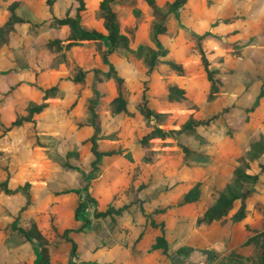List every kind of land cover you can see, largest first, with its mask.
<instances>
[{
	"label": "rangeland",
	"instance_id": "1",
	"mask_svg": "<svg viewBox=\"0 0 264 264\" xmlns=\"http://www.w3.org/2000/svg\"><path fill=\"white\" fill-rule=\"evenodd\" d=\"M9 1L0 0V23ZM98 1H86L89 7L84 14L86 22L96 23ZM54 3H59L65 9H71L75 4L74 0H54L53 6ZM115 5L122 11L120 30L126 35L128 46L134 48L138 43L150 44L147 37L148 8L144 2L115 0ZM16 12L30 22L44 23L36 29L19 25L17 31L21 37L10 38L8 46L0 40V78H8V74L14 71L12 68L20 71L30 61L34 71L42 77L40 85L35 79L33 82L47 87L57 81V89L43 99L48 102L44 110L32 115V120H25L19 127L9 131H4L3 126L15 116L25 115L27 100L35 103L41 101L42 92L36 91L34 95L27 96L28 86L16 89L10 87L0 92V104L8 106L7 116L0 110V179L7 177L10 186L28 181L32 200V204L26 206L15 221L30 236L26 240L22 232L6 226L23 202L22 196L0 194V264H19V260L31 264L33 247L50 264L56 261L65 263L64 252L69 243H62L63 239L54 235L49 226V215L53 213V223L58 232L64 227L74 228L78 224L72 210L83 197L84 191H62L82 188L90 169V143L87 137L91 128L87 124L86 106L89 69L103 66L92 42L72 46L63 53L55 51L52 44L51 50L46 51V38H60L63 30L47 19L44 0H23ZM233 14L240 16L235 22L229 25L220 22V19ZM165 27L161 40L168 46L167 55L175 56L185 67V73L174 75L165 72L163 63L158 62L146 74L147 64L123 48H118L109 56L124 78L122 96L128 100V110H133V104L145 85L148 106L160 114L146 120L136 111L131 115L117 112L118 103L114 98L112 83L107 81V95L96 107L100 121L98 147L119 146L122 150L118 154L101 157L97 176L88 180L87 189L96 198L99 208L109 202L113 193L117 194L113 201L116 206L137 199L129 206L135 220L141 217L138 204H143L144 214L157 207H164L172 214H181L179 218L171 217L165 231L167 241L173 247L182 242L192 243L194 233L201 235L203 231L197 230V225L201 224L198 209L208 204L217 189L229 179L236 159L244 153L248 141L260 134L264 136V83L263 94L254 100L261 83L262 68L264 70V0L189 1L178 8L175 14L168 15ZM207 31L208 34L204 35ZM192 34L202 35L199 40L206 52L214 50L208 54L209 68L216 70L215 75L222 83L212 97L206 96L208 81L203 70L199 68L192 71L190 68L192 64L198 63ZM224 42H233L236 45L234 48L241 52L239 57H229L235 49H224ZM224 52L223 63L219 54L223 56ZM41 67L43 70L39 71ZM76 67L88 73L75 84L62 83L60 79L64 75H72ZM167 93L173 94L171 101L165 99ZM251 105L252 109L245 110ZM189 116L194 120L210 119L205 124L163 139L150 138L148 145L152 150V158L147 162L142 160L138 140L150 130L148 122L155 123L163 130L175 129ZM179 144L209 157L200 158L190 154L184 163ZM262 161L264 153L256 161L250 162V171H257ZM66 163L72 167H67ZM195 181H199V193L195 203L186 208L182 195ZM259 181L260 184H257L260 186L257 185V188H263L262 191L251 195L248 200H258L264 204V169L259 172ZM237 204L219 225L209 227L210 232H214L212 241L205 247L210 251V256L200 253L201 261L196 264H238L239 261L246 264L252 260L254 243L241 248L238 244L247 235L264 228V214L251 211L248 204L244 217L232 222L229 216ZM91 209L90 205L87 206L82 214L91 217ZM98 224H94V232ZM100 225L103 226L104 222ZM69 234L74 238L80 236L78 232ZM187 251V245L173 249L169 264H191L179 261L176 256Z\"/></svg>",
	"mask_w": 264,
	"mask_h": 264
},
{
	"label": "trees",
	"instance_id": "2",
	"mask_svg": "<svg viewBox=\"0 0 264 264\" xmlns=\"http://www.w3.org/2000/svg\"><path fill=\"white\" fill-rule=\"evenodd\" d=\"M23 0H10L4 8L3 19L0 23V40L2 43L9 45V39L13 37H21L17 31L19 25H29L33 29H36L40 24L44 22H30L28 18L20 16L16 10L22 4ZM26 1V0H25ZM32 1V0H29ZM87 0H74V5L72 8H66L64 13L60 16H56L53 13V2L54 0H44L45 5L47 6V19L52 21L55 27L63 28V35L59 37H50L46 38L44 42V47L46 51L51 50L52 44H54L55 51H61L63 53L65 50L71 48L72 46H78L83 43L92 42L97 48L98 60L101 63V66L90 67V77L88 80V95H87V111H88V122L87 124L91 128V133L87 137L89 140V151L91 157L89 159V170L85 175V182L82 188H68L64 189L62 192H79L80 189L84 191V195L79 199L72 210V215L77 221V226L74 228L64 227L60 232H58L56 225L53 223V218L51 213L49 215V226L53 231L54 235L61 237L63 240L69 243L67 248L66 262L56 261L54 264H79L83 262H91L93 264H99L94 260H74L76 255V241L70 236L69 232L80 233L83 231V228L89 224V219L82 214L87 206H91V218L94 219L95 224L99 223L97 227L105 230L100 224L105 222V226H109V231L115 235L120 231H128L126 227H129L128 224H132V227L129 232L134 233L133 242L138 240L141 234L145 231V226L151 227L157 233L149 240L146 250L157 249L163 255L167 254L168 244L164 237V226L165 222L163 219H157L158 214H168L169 211H166L164 207L152 208V210L147 214H144L143 204H138L140 212V223H136L138 218L135 220L134 217L130 214L131 208L129 206L132 203L136 202L137 199H133L127 203H122L120 205H114L113 201L117 198V194L113 193L109 202L98 207V202L95 197L90 194V191L87 189L88 180L97 176L98 172V162L102 156H112L121 152V148H100L98 147V138L100 132V121L96 111V107L101 103L107 95V81H111L114 98L117 100V112H124L128 115H131L136 111L144 119L148 120L150 117H156L160 113L153 112L152 109L148 106L145 89L146 86L143 85L139 92V98L133 104V110L129 111L127 108L128 100L122 96V86L124 78L118 73L113 62L110 60V55L113 54L118 48H123L127 52H130L134 55L136 59H141L147 64L145 73L148 74L151 70L155 68V65L158 62L163 63L165 67V72H171L174 75H183L185 73V67L177 60L175 56H168V46L161 40V36L165 33L166 27L165 22L169 14H175L178 8L184 6L189 1L194 0H142L146 7L148 8L149 21L147 25V37L150 44L138 43L134 48H130L127 44L126 35L120 30V17L122 11L116 7L115 0H99L97 2L96 8V23H88L85 21L84 14L87 12L89 7L87 6ZM137 12V10H135ZM140 15V10H138ZM239 15L233 14L231 16L224 17L220 19V22L229 25L230 23L235 22L239 19ZM31 31V30H30ZM205 34H208V31ZM194 46L198 55V63H194L190 66L192 71L199 70L201 68L204 72V77L208 81V91L206 96L212 97L219 91L218 85L222 83L221 80L215 75V71L212 68H209V56L208 54L212 53L214 50L211 49L209 52L203 48L200 38L202 35H194ZM248 43V42H247ZM224 49H232L236 47L233 42H224ZM103 46V47H102ZM231 52V57H239L240 50L234 48ZM226 52V51H225ZM225 52L222 56V62L225 61ZM227 53V52H226ZM219 62L221 59L219 58ZM12 70L16 71L12 68ZM35 70V69H34ZM33 70V79L26 81H18L12 84L7 85V88L2 91L5 92L10 87L13 89L19 88L21 86H28L27 96L34 95L33 92L36 91L42 92V100L35 103L31 100L26 102L27 113L25 115L15 116L7 125L3 126L4 131H9L12 128L19 127L23 121L32 120V115L40 113L48 105V102L43 100L46 98V95L53 93L57 89V81L47 87L39 86L41 78L37 75L36 71ZM43 70V67L39 68V71ZM88 72L85 69L76 67L75 72L72 75H64L60 80L62 83L67 85H72L77 83L84 74ZM262 78L259 89L254 100H257V97H260L263 94V83H264V70L262 68ZM36 80L37 83L33 82ZM58 79V78H57ZM31 88V89H30ZM180 91L178 93L180 94ZM173 94H165V99L171 101L173 99ZM253 105V104H252ZM249 106L245 110H250L253 106ZM210 118L205 120H194L189 116L185 122L175 129L163 130L162 128L155 125V123L148 122L149 131L144 133L138 140V144L142 151V160L150 161L152 158V150L149 147V139L152 137H158L160 139L171 136L175 133H180L185 129H193L195 126L206 123ZM181 151L183 152V162H186V158L193 154L195 157L208 158L209 155L200 153L193 149H190L184 144H179ZM264 153V136L263 134L257 135V137L248 141V146L243 154L237 157V163L231 170V175L229 179L223 183L216 191V195L212 200L205 204L204 206L198 209L199 217L201 218L202 228H209L211 225H219V222L228 214V212L234 207L235 203L237 208L231 214L230 220L232 222L240 221L247 210L248 204L251 206V211L264 214V204L258 200L249 201V197L253 194H260L263 188H257V185L260 184L259 181V172L261 169H264V161L259 162V169L257 171H250V162L255 160ZM65 165V164H64ZM67 167H72V165L66 163ZM259 183V184H257ZM260 186V185H259ZM30 184L28 181H23L22 183H17L13 186L8 184V178L4 177L0 179V194L6 196H12L18 194L22 196L23 202L17 208V211L12 216V219L9 223L6 224L12 230H19L23 233L24 238L29 240V235L25 233V229L22 226L16 225L15 221L21 211H24L26 206L32 204V200L29 193ZM199 193V181L193 182L187 189L183 192L182 202L183 206L188 208L189 205L194 204L195 200ZM140 202V201H139ZM142 205V206H141ZM133 211L135 208H132ZM132 218V219H131ZM97 219V220H96ZM245 225V224H244ZM96 227V228H97ZM246 229L250 230L248 225ZM138 229V230H137ZM95 231V230H94ZM93 231V232H94ZM98 230L94 232V235H97ZM128 233V232H126ZM214 232H211L213 236ZM97 237V236H96ZM250 243H254L252 249V260L246 264H264V228L259 231L254 232L253 234L247 235L238 246L245 247ZM33 256L31 258V264H50V261L47 258H43L41 253L32 248ZM207 255V254H206ZM208 256V255H207ZM233 260V257H230ZM19 264H28L25 260H19ZM241 264L239 261L238 264Z\"/></svg>",
	"mask_w": 264,
	"mask_h": 264
},
{
	"label": "crops",
	"instance_id": "3",
	"mask_svg": "<svg viewBox=\"0 0 264 264\" xmlns=\"http://www.w3.org/2000/svg\"><path fill=\"white\" fill-rule=\"evenodd\" d=\"M65 8H61L59 3H54L53 6V13L56 16H60L64 13ZM49 14H47L48 17ZM20 27V26H18ZM63 30V28H60ZM25 31V30H24ZM22 34V32H20ZM19 38V37H18ZM27 66L25 68H21L20 71H13L12 73L8 74V78L1 79L0 78V92L4 91L7 85L18 82V81H26L33 79V70L34 66H32L30 61L26 62ZM42 78L41 76H39ZM22 91H27L25 88H20ZM27 92L26 94H28ZM1 103V102H0ZM0 110L4 111V116H7L8 106L5 104H0ZM181 214H158L157 219H163L165 222L164 226V237L167 241L165 236V231L167 229L168 224L171 221V217L179 218ZM182 216V215H181ZM89 219V224L83 228V231L79 233V238L72 237L76 241V257L74 260H94L99 264H169V257L173 253V249L179 247L180 245H187L188 251L187 253H177L178 260H182L183 262H188L191 264H196L201 261L202 251L199 250L204 249L206 245H208L212 241V236L209 228H202L201 224L197 225V230L203 231L201 235L199 233L193 234L192 243L186 244V242H182L181 244L173 246L168 243L167 254L163 255L160 253L159 250H146L148 245L149 238L151 239L157 232L153 230L149 226H145V231L141 234L140 238L133 242L134 233L136 232H129L132 227V224L129 227H126L128 233L124 231H120L113 236V234L109 231L108 226L104 228L105 230H101L102 228L97 227L98 233L94 235V224L95 221L89 215H85ZM135 219V218H134ZM194 221H196L194 219ZM136 223H140L138 219ZM202 223V222H201ZM105 225V222H104ZM138 230V229H137ZM97 236V238H95ZM80 239V240H77ZM66 243L67 241L63 240ZM7 245H4V247ZM2 248V247H1ZM67 256V250L64 252ZM185 254V255H184ZM176 258V259H177ZM174 259V258H173ZM175 261V260H174ZM176 263V262H174ZM79 264H93L91 262H83Z\"/></svg>",
	"mask_w": 264,
	"mask_h": 264
},
{
	"label": "water",
	"instance_id": "4",
	"mask_svg": "<svg viewBox=\"0 0 264 264\" xmlns=\"http://www.w3.org/2000/svg\"><path fill=\"white\" fill-rule=\"evenodd\" d=\"M202 252L206 253L208 256H210V251L206 248L202 249Z\"/></svg>",
	"mask_w": 264,
	"mask_h": 264
}]
</instances>
